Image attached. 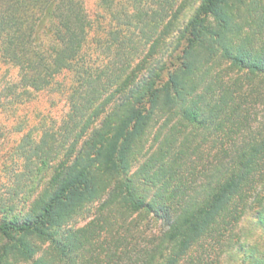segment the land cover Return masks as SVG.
Masks as SVG:
<instances>
[{"label":"trees","instance_id":"16d2710c","mask_svg":"<svg viewBox=\"0 0 264 264\" xmlns=\"http://www.w3.org/2000/svg\"><path fill=\"white\" fill-rule=\"evenodd\" d=\"M101 1L115 23L97 43L112 56L92 69L82 51L93 23L80 0H0L3 56L27 68L7 93L19 97L21 84L25 101L72 78L59 126L24 138L32 191L21 215L0 203V264H88L115 229L111 256L122 264H183L206 240L264 264V120L253 123L264 0H131L133 11ZM253 207L257 238L234 239ZM134 214L166 228L135 243ZM80 216L89 221L77 226Z\"/></svg>","mask_w":264,"mask_h":264},{"label":"rangeland","instance_id":"374dc122","mask_svg":"<svg viewBox=\"0 0 264 264\" xmlns=\"http://www.w3.org/2000/svg\"><path fill=\"white\" fill-rule=\"evenodd\" d=\"M85 8L86 14L93 23V29L89 35L88 42L85 44L82 51L85 56L86 64L95 68H102L111 59L112 54L98 48L97 39L106 35V31L110 28L112 16L109 10L102 4L101 0H80ZM116 6L125 4L129 11H133L134 5L131 0H114ZM183 18L179 26L183 25ZM135 30V25L131 26ZM175 31L166 41L160 56L166 57L168 52L175 44ZM27 68L23 64L8 61L3 56V45L0 40V203H5L7 206L15 204L13 215H21L25 209V202L29 199L32 191L30 177L25 174L26 158L23 153L24 138L28 135L30 144L33 141H38L45 129L57 128L61 123L62 118L70 109L68 99V88L72 83L71 74L64 77L61 75L59 81L61 85L55 88H47L34 92L29 100L27 95L22 96L24 88L22 87L21 79L26 73ZM16 82H20L19 88L16 89V96L13 98L7 92L8 88ZM25 97V98H24ZM22 99V101H21ZM257 114H253V123L258 126L264 120V98L259 101ZM156 130V129H155ZM154 130V131H155ZM152 132L148 145L152 142ZM264 185V183H263ZM41 188V186H40ZM262 196H264V186L260 187ZM258 203L254 205L256 208ZM98 202L89 204L87 210L91 215L96 211ZM241 221L236 228V235L246 237L253 241L258 236V230L254 226L253 213L254 208ZM87 211V212H88ZM7 211L0 207V220L3 219ZM80 221L77 226L86 224L89 219H84L80 216ZM135 220L133 223V220ZM132 224V230L135 233L133 241L135 243L148 244L154 236L159 235L166 228L165 221L156 219L153 216H145L134 214L129 221ZM119 234H124V229H119ZM118 234L116 229L112 233H105L94 246L92 252L87 253L88 264H122L120 260L112 255V248L118 244ZM2 239L0 237V243ZM213 240H206L204 248H197L193 251V261H185L183 264H202L205 261L214 260L213 264H241L239 254H235L234 249L222 250L221 248L213 251ZM91 254V256H90Z\"/></svg>","mask_w":264,"mask_h":264}]
</instances>
